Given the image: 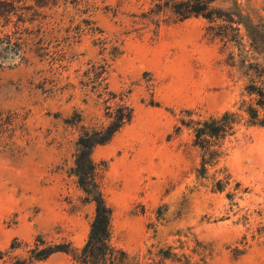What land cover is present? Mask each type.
<instances>
[{"label": "rangeland", "instance_id": "1", "mask_svg": "<svg viewBox=\"0 0 264 264\" xmlns=\"http://www.w3.org/2000/svg\"><path fill=\"white\" fill-rule=\"evenodd\" d=\"M237 3L257 26L237 38L214 35L222 21L176 20L163 0H58L38 9L42 23L0 20V42L29 39L15 54L0 45V264L37 237L82 247L94 204L70 173L76 140L116 102L132 119L92 158L127 264H264V125L237 126L200 173L182 123L237 111L245 87L264 83V0ZM103 68L109 102L91 79ZM33 264L77 263L57 252Z\"/></svg>", "mask_w": 264, "mask_h": 264}, {"label": "trees", "instance_id": "2", "mask_svg": "<svg viewBox=\"0 0 264 264\" xmlns=\"http://www.w3.org/2000/svg\"><path fill=\"white\" fill-rule=\"evenodd\" d=\"M28 1L32 4H26ZM216 0H163V8L168 9L176 16V20L183 21L192 16H201L209 22L222 21L217 25L214 35H220L227 38L230 30L234 31L232 37L237 38L240 27H244L250 34L251 29L257 26L249 20V16L244 15L239 7L237 0H231L233 8L223 9L214 6ZM21 2L26 7H21L25 12L17 13L14 5ZM58 0H0V20L3 19L5 25L10 22L11 15L17 16V21L24 23L26 21L43 22L44 16L38 9L51 8L57 4ZM161 7L162 5H158ZM214 26L208 27L213 31ZM16 32V31H15ZM18 33V32H17ZM12 41L7 35L5 41L0 45L10 50L14 54L22 50L24 42L28 44V38L23 41ZM105 68L99 72H93L92 82L98 97L103 98L104 102L116 99L117 94L107 90V85L100 90L98 85L105 80L102 76ZM257 76L262 77L264 82V68L257 70ZM88 75V74H87ZM99 87V88H98ZM245 91L251 96L250 102L242 100L237 111L225 110L216 116H210L203 120L195 122H182L192 128L193 143L201 150V161L199 172L204 173L208 165L215 163L220 155V142L227 136L234 134L237 126L244 124L246 126L264 125V83L257 85L252 80ZM105 113L107 122L98 128H83L76 140V148L73 154V165L70 173L76 178L79 188L84 194L86 202L94 204V214L90 222L87 238L82 247L76 251L70 242L50 244L42 238L37 237L34 245L28 250L26 257L15 258L12 264H33L34 262L47 259L57 252L68 253L77 264H127V253L113 245L111 232L112 210L104 200L98 183L97 164L92 158L94 149L98 146L109 143L112 138L126 125L133 116L132 108L124 102L111 107L107 106ZM183 121V120H182ZM14 247V246H11ZM169 257L168 252L164 253ZM2 252H0V258Z\"/></svg>", "mask_w": 264, "mask_h": 264}]
</instances>
